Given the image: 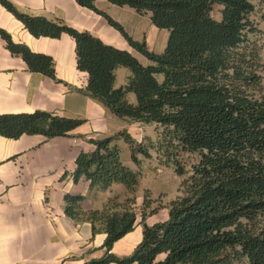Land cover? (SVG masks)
Returning <instances> with one entry per match:
<instances>
[{
  "label": "trees",
  "instance_id": "16d2710c",
  "mask_svg": "<svg viewBox=\"0 0 264 264\" xmlns=\"http://www.w3.org/2000/svg\"><path fill=\"white\" fill-rule=\"evenodd\" d=\"M96 1L76 0L103 16L147 58L148 66L64 20L24 14L0 0L34 37L59 39L68 34L73 38L77 68L88 74L86 95L116 117L154 125L160 132L156 143L147 138V144L137 142L126 130L90 139L95 150L78 155L71 174L75 183L85 177L91 190L101 191L123 184L131 194L125 200L109 199L103 210L90 212L82 208L85 197L65 195L69 218L76 224L90 223L94 235L106 234L104 256L84 264H264V96L247 94L248 88L260 83L247 52L249 35L255 32L250 20L254 4L250 0H107L140 15L150 14L157 28L170 32L168 45L159 54L134 40L95 6ZM217 6L222 7L220 20L212 15ZM0 36L30 71L57 80L53 57L13 42L2 29ZM119 68L128 69L130 77L116 87ZM131 93L136 104L128 100ZM83 123L46 111L1 114L0 135L9 139L40 135L51 140L71 137ZM121 138L138 167L143 159H152L151 149H156L182 178V196L168 206V221L146 223L161 209L153 208L156 201L150 190L138 211L140 172L122 161L117 144ZM183 153L199 156L187 177L180 160ZM139 215L143 240L131 256L120 258L112 253L113 247L134 230ZM163 254L165 259L159 260Z\"/></svg>",
  "mask_w": 264,
  "mask_h": 264
},
{
  "label": "crops",
  "instance_id": "0c3cea01",
  "mask_svg": "<svg viewBox=\"0 0 264 264\" xmlns=\"http://www.w3.org/2000/svg\"><path fill=\"white\" fill-rule=\"evenodd\" d=\"M7 1L24 14L64 20L79 32H89L103 43L131 53L144 66L150 64L103 16L80 6L76 0ZM95 6L121 24L134 40L145 42L150 51L159 54L165 51L170 32L157 28L150 14L140 15L128 6L120 7L107 0L96 1ZM0 29L13 42L53 57L57 78L30 71L0 36V115L46 111L84 120L71 132V137L47 140L40 135H24L9 139L0 135V264H84L100 259L105 254L106 234L94 235L90 223L76 224L69 218L64 210V197L66 194L85 197L82 208L90 212L103 210L109 199L125 200L131 194L123 184L101 191L91 190L85 177L75 183L71 174L76 159L81 152L95 150L90 139H105L126 130L137 142H142L148 136L147 125L120 119L86 95L88 74L78 70L76 43L68 34L59 39L36 38L1 3ZM129 77L128 69L119 68L116 87L125 85ZM128 100L137 103L133 93ZM117 144L124 164L140 172L127 143L121 138ZM65 173L67 176L62 178ZM146 190L157 196L154 188L139 186L136 197L140 205ZM168 220L169 210L164 208L148 217L146 223L153 226ZM141 221L139 215L134 230L115 243L113 254L120 258L133 254L143 240ZM165 257L163 254L158 259Z\"/></svg>",
  "mask_w": 264,
  "mask_h": 264
},
{
  "label": "rangeland",
  "instance_id": "374dc122",
  "mask_svg": "<svg viewBox=\"0 0 264 264\" xmlns=\"http://www.w3.org/2000/svg\"><path fill=\"white\" fill-rule=\"evenodd\" d=\"M250 1L255 6V11L250 17V20L255 27V32L249 35V46L247 47V52L249 54V58L252 59L251 62L254 65L253 71L258 76L260 83L256 86L248 88L247 94L252 98H261L264 96V0ZM221 10L222 7H215L212 14L215 19L220 20L222 18ZM161 77H159V80H162L160 79ZM145 132L148 136H150H146L143 139L146 144L147 142L145 139L147 138L152 139L155 143L158 141L160 132H157L156 126L147 125V130H145ZM151 154L152 159H143L144 165L141 164L139 167V186L140 189L150 186L156 190V197L153 195L152 191H150L151 199L156 201L153 204V208L161 207V209H168V206L174 201V199H178V197L182 196L180 188L183 180L177 175L175 167L171 163H168L156 149H151ZM123 156L125 157V154H123ZM139 158L143 157L140 156ZM180 160L187 172V177L192 172L194 164L198 162L199 156L197 154L192 155L183 153ZM136 207L139 211L142 205L137 203ZM262 221H264V215L262 216Z\"/></svg>",
  "mask_w": 264,
  "mask_h": 264
}]
</instances>
